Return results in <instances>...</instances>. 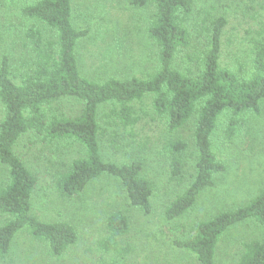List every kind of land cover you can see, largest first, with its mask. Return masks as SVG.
I'll use <instances>...</instances> for the list:
<instances>
[{"label": "rangeland", "instance_id": "rangeland-1", "mask_svg": "<svg viewBox=\"0 0 264 264\" xmlns=\"http://www.w3.org/2000/svg\"><path fill=\"white\" fill-rule=\"evenodd\" d=\"M26 2L0 0V62L5 57L14 68L32 60L24 38L32 21L21 15ZM151 14V8H136L127 0H72V25L86 32L76 43L81 74L102 81L109 77H144L154 72L158 67L157 48L146 34ZM218 17L226 21L220 38V65L239 74L249 72L253 43L264 36V0H193L189 23L192 41L187 53L200 56L208 41L209 21ZM183 54L176 58L174 66L179 70L193 68L195 63L184 59ZM131 106L136 120L127 127L109 117L111 105L99 108V148L105 161L119 165L133 160L141 163L143 174L153 185L150 211L131 205L120 181L109 175L93 179L80 194L62 196L56 189L57 177L73 160L83 156V147L71 140L47 141L34 133L23 134L14 151L36 178L32 213L45 222H68L78 238L56 256L47 243L27 232L18 233L0 264H198L173 241L190 237L198 221L246 204L264 185L263 99L259 112L247 115L246 124L238 126L230 137L226 135V117L218 119L211 143L224 169L215 173L212 185L198 195L191 210L167 219L166 206L195 175L194 118L171 134L165 119L152 110L149 96ZM59 107L66 115H75L80 102L62 99ZM2 117L0 103V120ZM177 137L187 145L181 152L180 178L171 174L166 143ZM7 180V166L0 164V187ZM113 213L128 218V231L109 240L111 233L106 224ZM5 218L0 213V224ZM259 236L260 228L252 220L231 226L217 246L216 264H236L243 243Z\"/></svg>", "mask_w": 264, "mask_h": 264}, {"label": "trees", "instance_id": "trees-1", "mask_svg": "<svg viewBox=\"0 0 264 264\" xmlns=\"http://www.w3.org/2000/svg\"><path fill=\"white\" fill-rule=\"evenodd\" d=\"M25 1L21 15L32 21L24 32L32 60L24 61L20 68H14L5 57L0 62V164L8 170V180L0 187V213L6 217L0 224V258L9 252L18 233L27 232L47 243L56 256L78 238L68 222H45L31 211L36 178L14 151L17 140L26 133L47 141L71 140L83 147V156L57 177L56 189L62 196L80 194L93 179L109 175L120 181L131 205L150 211L153 185L143 174L141 163L133 160L119 165L101 157L98 112L102 105H111L109 117L127 127L136 120L132 102L149 96L152 110L165 119L171 134L194 118L195 175L169 202L164 214L173 220L191 210L198 195L212 185L215 173L224 169L211 143L218 119L226 117V135L230 137L238 126L246 124L247 115L259 112L264 99V36L253 43L250 71L239 74L219 63L224 18L208 20L206 47L194 57L187 53L192 41L193 0H127L133 7L152 9L146 34L157 48L158 67L144 77L96 81L79 69L76 43L86 32L72 25V0ZM182 53L184 59L195 63L194 69L174 66ZM62 99L79 101V112L66 115L60 111ZM166 143L171 174L180 178L181 152L187 145L179 137ZM246 220L259 226L260 236L243 243L236 264H264V185L246 204L198 221L190 237L173 243L188 251L198 264H216L217 246L225 231ZM106 225L109 240H113L128 231V218L113 213ZM108 244L110 241H105Z\"/></svg>", "mask_w": 264, "mask_h": 264}]
</instances>
